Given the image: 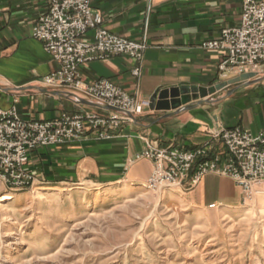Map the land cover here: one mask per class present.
Segmentation results:
<instances>
[{
    "label": "crops",
    "instance_id": "0c3cea01",
    "mask_svg": "<svg viewBox=\"0 0 264 264\" xmlns=\"http://www.w3.org/2000/svg\"><path fill=\"white\" fill-rule=\"evenodd\" d=\"M92 5L103 16L107 29L134 40L145 38L149 45L139 78L132 74L137 61L118 55L82 65L86 81L107 78L152 102L164 89H210L243 74L233 71L222 77L219 65L224 52L202 45L205 40L219 38L223 29L240 24L243 0H92ZM48 7L49 0H0V105H16L26 120L83 111L122 113L106 103L70 91H54L42 83L43 77L59 67L32 34L34 23ZM232 127L255 133L264 130V65L260 75L204 98L192 97L170 109L152 104L144 114L125 122L113 138L98 139L89 132L81 140L40 147L31 153L28 169L39 184L143 182L153 163L135 160V156L148 141L194 149L207 142L212 132ZM214 143L213 154L226 158L224 143ZM177 191L199 209L243 203L242 189L223 175L209 174L196 187ZM255 201L264 208V192Z\"/></svg>",
    "mask_w": 264,
    "mask_h": 264
},
{
    "label": "built area",
    "instance_id": "2783aa9c",
    "mask_svg": "<svg viewBox=\"0 0 264 264\" xmlns=\"http://www.w3.org/2000/svg\"><path fill=\"white\" fill-rule=\"evenodd\" d=\"M103 21L92 0H49L48 10L36 20L32 34L43 42L59 67L43 77L42 83L54 91H70L106 103L122 113L83 111L48 120H26L16 105H0V187L21 190L35 184L36 177L28 166L36 149L81 140L89 132L98 139L113 138L125 122L151 108V100L129 93L110 79H84L82 65L118 55L137 61L132 74L137 78L142 74L147 39L116 34L103 26ZM91 31L92 37L88 38ZM202 45L224 52L219 65L222 77L233 71L260 75L264 65V0H243L240 24L223 29L219 38L205 40ZM211 136L194 149L173 144L163 147L158 141H148L135 156V160L153 163L145 185L155 191L173 186L192 189L205 176L217 174L235 181L242 189L244 204L256 200L264 192V130L255 133L232 127L212 132ZM214 140L227 147L226 158L213 154Z\"/></svg>",
    "mask_w": 264,
    "mask_h": 264
},
{
    "label": "rangeland",
    "instance_id": "374dc122",
    "mask_svg": "<svg viewBox=\"0 0 264 264\" xmlns=\"http://www.w3.org/2000/svg\"><path fill=\"white\" fill-rule=\"evenodd\" d=\"M147 179L1 186L0 264H264L255 200L199 209Z\"/></svg>",
    "mask_w": 264,
    "mask_h": 264
},
{
    "label": "water",
    "instance_id": "95a60500",
    "mask_svg": "<svg viewBox=\"0 0 264 264\" xmlns=\"http://www.w3.org/2000/svg\"><path fill=\"white\" fill-rule=\"evenodd\" d=\"M256 76L254 72L243 73L241 76L231 79L228 82H222L215 87L210 89L205 88H185V87H177L173 89H164L159 91L153 98L152 104L156 106L157 109H170L171 107H176L177 105L184 104L194 98H204L209 93H214L217 90L223 89L227 85L236 84L241 81H246L250 78Z\"/></svg>",
    "mask_w": 264,
    "mask_h": 264
},
{
    "label": "bare ground",
    "instance_id": "6f19581e",
    "mask_svg": "<svg viewBox=\"0 0 264 264\" xmlns=\"http://www.w3.org/2000/svg\"><path fill=\"white\" fill-rule=\"evenodd\" d=\"M12 198V195L10 193L3 194L0 196V201H7Z\"/></svg>",
    "mask_w": 264,
    "mask_h": 264
}]
</instances>
